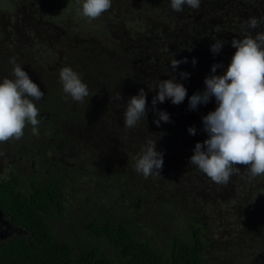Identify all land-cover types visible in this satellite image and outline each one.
Instances as JSON below:
<instances>
[{
    "label": "trees",
    "instance_id": "obj_1",
    "mask_svg": "<svg viewBox=\"0 0 264 264\" xmlns=\"http://www.w3.org/2000/svg\"><path fill=\"white\" fill-rule=\"evenodd\" d=\"M74 7L70 0H0V66L10 50V61L44 92L35 101L39 134L28 125L23 137H46L34 154L43 166L36 174L30 152L21 147L15 155L27 173L13 170L0 180V210L17 229L0 239V264H220L210 250L213 221L192 202L177 199L174 183L184 176L203 195L227 189L236 198L232 193L256 182L241 167L228 184H216L190 164L196 143L208 139L202 117L218 105L212 97L190 110L189 98L205 90L213 65H223L215 75L226 72L236 51L233 39L264 31V25L251 30L247 24L264 18V0H201L198 9L184 6L180 12L170 0H112L108 16L92 21ZM14 27L23 34L15 44L8 40ZM217 40L222 50L209 53ZM174 59L187 61L175 73ZM63 67L87 84L84 103L65 98ZM180 73L189 75L182 79ZM173 75L187 96L179 105L157 102L170 119L157 127L156 83ZM140 89L147 93V115L127 129L126 103ZM116 92L121 101L114 100ZM193 126L195 135L188 132ZM149 139L157 141L164 163L160 176L145 178L135 163ZM238 203L240 214L247 212L240 223L243 250L251 264H264V252L252 257L251 246L255 240L264 247V194Z\"/></svg>",
    "mask_w": 264,
    "mask_h": 264
},
{
    "label": "clouds",
    "instance_id": "obj_2",
    "mask_svg": "<svg viewBox=\"0 0 264 264\" xmlns=\"http://www.w3.org/2000/svg\"><path fill=\"white\" fill-rule=\"evenodd\" d=\"M78 3L81 0H77ZM201 0H170V7L176 12L184 6L198 9ZM112 7V0H82L77 9L78 15L88 21L99 19ZM251 30L260 29L264 18L252 17L247 22ZM224 43L220 40L211 45L210 51L218 54ZM231 45L236 49L226 72L215 75L222 64L213 65L211 72L204 80L205 90L195 93L189 98V109L196 110L198 105L207 104L212 97L218 105L215 111L202 117L203 131L208 139L196 143L190 164L198 167L216 184H228L233 175L240 174V168L247 169L249 181L258 176H264V31L246 35L243 39H233ZM174 59L171 67L175 73L181 63ZM15 79L4 78L0 83V144L9 140H20L24 129L31 125L33 135H38L40 120L39 109L35 101L42 100L44 92L34 83L22 67L12 60ZM196 61L193 60V65ZM187 73H180L185 79ZM64 93L75 102L84 103L90 95L87 84L82 82L79 74L70 67H63L59 72ZM158 92L153 97V112L158 119L153 123L157 127L161 121L169 123V114L157 110V102L164 103L166 99L172 104H181L187 89L176 81L173 75L170 79L159 80L156 83ZM147 93L140 89L139 93L127 100L124 111V127L132 129L141 118L147 115ZM123 98L119 92L114 100ZM191 135L196 134V128L189 127ZM156 142L147 140L135 163V169L145 178L156 174L160 176L163 167V153L156 150ZM4 155L0 152V156Z\"/></svg>",
    "mask_w": 264,
    "mask_h": 264
},
{
    "label": "rangeland",
    "instance_id": "obj_3",
    "mask_svg": "<svg viewBox=\"0 0 264 264\" xmlns=\"http://www.w3.org/2000/svg\"><path fill=\"white\" fill-rule=\"evenodd\" d=\"M70 2L75 4L74 9L77 11V9L81 6L82 0L80 3H78L77 0H70ZM48 8H51V6ZM65 10L68 13L69 7H67ZM107 16L108 14L104 13L99 19L105 18ZM2 17H4V15ZM5 19L7 21L9 20V17L5 15L4 20ZM18 35L22 36L23 34L19 29L14 27L13 29L9 30L8 40L14 42L15 44ZM208 52L210 53V50ZM9 53H11L10 50L4 55V64L0 66V71H2L0 74L10 76L12 75L11 68H13L14 65L10 61L8 56ZM16 63L19 64L18 62ZM4 78L13 79L14 77L11 78L6 76ZM4 78L0 79V83H2ZM260 180L264 181V176H258L255 178L256 182L253 187L245 188L237 191L236 193H232L237 195L236 198L232 196L227 189L212 191L208 196L203 195L195 190V185L188 183L184 176L181 182L174 183V192L177 199L184 198L185 202H192L193 208L205 210L208 213V218L213 221V223L210 225L211 228L209 229V236L213 240V246L210 250L213 253L212 258L214 261H217L220 264L252 263V260L246 250H243L244 242L242 241V237L240 235V223L242 219H245V214L247 212L243 211L240 214V211H238L235 207L239 205L238 199H247L248 201L252 202L258 197V195L264 194V191L261 190L263 189L264 184L260 183V187L258 188V181ZM259 190L262 191L260 194ZM239 193L243 195L242 198L238 195ZM161 197H163V194H161ZM251 246L254 250L252 257L256 256V254H261L264 252V247L258 248L257 242L255 240L251 242Z\"/></svg>",
    "mask_w": 264,
    "mask_h": 264
},
{
    "label": "flooded vegetation",
    "instance_id": "obj_4",
    "mask_svg": "<svg viewBox=\"0 0 264 264\" xmlns=\"http://www.w3.org/2000/svg\"><path fill=\"white\" fill-rule=\"evenodd\" d=\"M6 76L12 78L11 75L9 76L4 74H1L0 78H4ZM35 138L37 141L35 140ZM35 138L28 137L26 139L25 137H22L20 140H9L4 144L3 143L0 144V152L4 153V155L0 156V180L9 176L13 170L19 173L20 172L27 173L24 169H22V165H21V163H23L21 162L22 157L15 155V152L16 153L18 151L22 152L21 147H24L28 152H30L28 154L29 156L28 158L31 159V171L33 174L37 173V169L39 167H43L41 165V160L36 161L34 159L36 157L34 154H37L36 147L42 146V141H45L46 137H42L43 139H41L40 137H35ZM11 146L12 148H10ZM16 232L17 229L13 227L10 223H8L4 219L2 214V218L0 219V239L5 240L7 238H10Z\"/></svg>",
    "mask_w": 264,
    "mask_h": 264
},
{
    "label": "water",
    "instance_id": "obj_5",
    "mask_svg": "<svg viewBox=\"0 0 264 264\" xmlns=\"http://www.w3.org/2000/svg\"><path fill=\"white\" fill-rule=\"evenodd\" d=\"M2 218V213L0 212V219Z\"/></svg>",
    "mask_w": 264,
    "mask_h": 264
}]
</instances>
